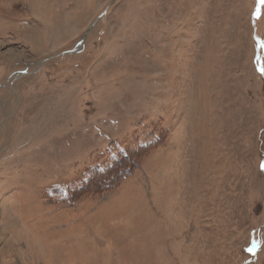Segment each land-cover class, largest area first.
Here are the masks:
<instances>
[{
    "label": "rangeland",
    "instance_id": "obj_1",
    "mask_svg": "<svg viewBox=\"0 0 264 264\" xmlns=\"http://www.w3.org/2000/svg\"><path fill=\"white\" fill-rule=\"evenodd\" d=\"M0 264H264V0H0Z\"/></svg>",
    "mask_w": 264,
    "mask_h": 264
},
{
    "label": "trees",
    "instance_id": "obj_2",
    "mask_svg": "<svg viewBox=\"0 0 264 264\" xmlns=\"http://www.w3.org/2000/svg\"><path fill=\"white\" fill-rule=\"evenodd\" d=\"M123 157V159L121 158L120 160H119V162H118V164L119 163H121L122 161H125V159H126V162H128V163H130V159L125 155V156H122ZM116 161H118V159L116 160ZM118 164H117V167H118ZM130 169V168H129ZM128 169V166H127V168L125 169V168H123V169H121V171H124V170H129ZM113 171V168L112 167H110V166H106V167H104L101 171H98V172H94L95 174H93L92 176H90L89 178V183H87L86 184V187L87 186H89V185H91L94 181H96V180H100L102 177H103V179L105 180V181H109V178H106L105 176L106 175H108V174H110V173H113L112 172ZM111 176H113V175H110V177ZM122 178V177H121ZM121 178H119V177H117V181H120L121 180ZM122 180H123V178H122ZM121 180V181H122ZM111 181V180H110ZM116 181V182H117ZM105 184L107 185V184H109V183H106L105 182ZM85 187V188H86ZM77 189H75V190H73V192H75ZM73 192H72V194H73Z\"/></svg>",
    "mask_w": 264,
    "mask_h": 264
}]
</instances>
